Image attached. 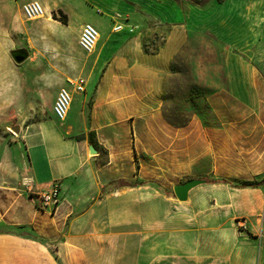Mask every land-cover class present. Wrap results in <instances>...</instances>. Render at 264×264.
I'll return each instance as SVG.
<instances>
[{"label":"crops","instance_id":"obj_1","mask_svg":"<svg viewBox=\"0 0 264 264\" xmlns=\"http://www.w3.org/2000/svg\"><path fill=\"white\" fill-rule=\"evenodd\" d=\"M180 1L41 0L44 20L67 28L69 4H87L100 39L84 52L80 23L28 58L30 117L0 139V264H264V0ZM198 46L228 81L208 95V121L178 127L166 118L174 62ZM62 88L75 107L64 122ZM193 179L211 183L179 202L174 187ZM54 184L60 201L44 208Z\"/></svg>","mask_w":264,"mask_h":264},{"label":"rangeland","instance_id":"obj_2","mask_svg":"<svg viewBox=\"0 0 264 264\" xmlns=\"http://www.w3.org/2000/svg\"><path fill=\"white\" fill-rule=\"evenodd\" d=\"M32 1L28 0L27 2ZM41 2V0H38ZM187 0H181L183 4ZM205 5H196L190 1L196 8L200 10L208 7L209 2L214 0H203ZM27 2H20L19 0H0V139L4 135H16L12 130V126L23 124L25 120L30 117L28 112L29 99L26 91L25 74L28 60L23 64L18 65L11 53L16 50L25 49L29 52V57L41 52L49 53L52 45L55 44L60 36L62 30L65 28L66 35L71 33L72 28L78 27L80 23H86V19L92 14V9L85 4L73 3L69 4V11L71 10V24L69 28L63 27L61 23L48 22L44 19L37 21H26L22 6ZM42 4V2H41ZM43 5V4H42ZM227 7L224 8L226 10ZM230 8V7H229ZM232 11L225 13L228 19L232 18ZM59 13L57 15L59 17ZM85 21V22H84ZM233 23V22H231ZM234 23L240 28V22L235 20ZM195 28L199 29L200 27ZM100 33V29L97 27ZM244 31V30H243ZM242 31V32H243ZM239 32V33H242ZM196 44H201V33H196ZM80 33L76 36L79 38ZM66 37V38H67ZM209 42H213L212 35L209 37ZM213 46V45H211ZM68 47H66V50ZM212 52L217 51L218 47L215 45L211 47ZM213 54L210 58H217L221 53ZM57 52V48H53ZM201 46L195 47L194 51L189 54L179 56L174 62L173 73L174 77L170 79V86L168 87L169 103L167 110L169 113L176 114L177 121H184L191 119L195 115H202L210 119L207 113L206 99L208 95L225 87L227 83V72L221 61L202 62L199 55ZM218 54V56H217ZM189 55H194L189 58ZM222 57H219L221 60ZM54 93V90H53ZM49 92L45 93L41 103L42 112L47 106V97ZM72 108L75 109L72 104ZM209 112V111H208ZM239 231H246L247 225L244 222L237 223Z\"/></svg>","mask_w":264,"mask_h":264},{"label":"built area","instance_id":"obj_3","mask_svg":"<svg viewBox=\"0 0 264 264\" xmlns=\"http://www.w3.org/2000/svg\"><path fill=\"white\" fill-rule=\"evenodd\" d=\"M22 12L27 21H37L40 19H44L46 17V12L38 0H32L25 3L22 6ZM122 27L118 26L115 28V31H121ZM100 39V33L97 27L91 23H86L83 25L79 38V45L81 49L87 54H91L96 48ZM78 92H83L84 87L82 85L73 84ZM73 103V96L71 92L62 88L58 92L56 100L53 105V113L56 119L60 122H64L71 109ZM60 201V186L59 184H54L50 191L43 194L41 197L42 206L47 208L52 206L53 208L57 207Z\"/></svg>","mask_w":264,"mask_h":264},{"label":"water","instance_id":"obj_4","mask_svg":"<svg viewBox=\"0 0 264 264\" xmlns=\"http://www.w3.org/2000/svg\"><path fill=\"white\" fill-rule=\"evenodd\" d=\"M14 61L20 65L23 64L24 62H26L29 58V52L25 49H20V50H16L13 51L11 53ZM20 125H16L14 127L11 128V130L16 134L19 135L20 134ZM91 153L94 154V152L90 149ZM210 181L207 179H193L190 180L184 184H180V185H176L173 189L174 191V195L176 197V199L181 202V203H185L188 202L189 200V195L190 193L195 190L196 188L203 186V185H207L209 184Z\"/></svg>","mask_w":264,"mask_h":264},{"label":"trees","instance_id":"obj_5","mask_svg":"<svg viewBox=\"0 0 264 264\" xmlns=\"http://www.w3.org/2000/svg\"><path fill=\"white\" fill-rule=\"evenodd\" d=\"M175 1H177V2H179V0H175ZM187 1H190V2H192V3H194V4H196V5H204V4H206L208 1H206V3L203 1V0H187ZM219 3H222V2H224V0H217ZM59 17L60 18H58L57 16H56V14H54L53 15V17L56 19V20H59V21H61V22H63L64 24H67V16L63 13V12H59ZM207 109H208V107H207ZM209 110H207V113H208V115H210L211 116V114H210V112H208ZM201 118H203L205 121H208L209 119H208V116L207 117H205V116H202L201 114L199 115ZM176 114L173 116V114H171V113H169L168 112V110H167V115H166V118H167V120L171 123V124H173V125H177L178 127H182V126H185L191 119H187V120H184V121H182V122H180V121H177L176 120ZM211 183V182H210Z\"/></svg>","mask_w":264,"mask_h":264},{"label":"bare ground","instance_id":"obj_6","mask_svg":"<svg viewBox=\"0 0 264 264\" xmlns=\"http://www.w3.org/2000/svg\"><path fill=\"white\" fill-rule=\"evenodd\" d=\"M47 21L48 22H55L53 19H48Z\"/></svg>","mask_w":264,"mask_h":264}]
</instances>
